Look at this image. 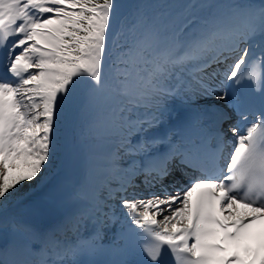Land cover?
Instances as JSON below:
<instances>
[{"label": "snow or ice", "instance_id": "6c2138e0", "mask_svg": "<svg viewBox=\"0 0 264 264\" xmlns=\"http://www.w3.org/2000/svg\"><path fill=\"white\" fill-rule=\"evenodd\" d=\"M158 7L0 0V205L47 180L78 111L114 138L103 199L66 221L75 239L13 223L40 244L13 243L0 264H81L101 251L119 257L110 264H264V0ZM202 102L207 126L187 115ZM139 176L159 189L140 195ZM86 219L95 226L82 235ZM116 220L105 249L100 226Z\"/></svg>", "mask_w": 264, "mask_h": 264}, {"label": "bare ground", "instance_id": "6f19581e", "mask_svg": "<svg viewBox=\"0 0 264 264\" xmlns=\"http://www.w3.org/2000/svg\"><path fill=\"white\" fill-rule=\"evenodd\" d=\"M118 2L121 4L120 0H118ZM211 2L223 3L226 2V0H211ZM188 4L189 3H187L186 1H184V3L179 2L178 9H173L174 14L183 13L184 6ZM213 101H211V103H214ZM197 108L198 105H192V111L195 115L201 114V111ZM81 113H83L84 115V121L81 125L82 134L84 136L83 140H86L87 146L89 147V149L82 155V164L88 167L87 173L89 175H94L96 171L95 166H97L96 161L102 162L99 157L103 158V156L109 151L108 146L112 144V140L114 138L107 136L103 132H95L90 130L89 122L91 119V115L87 109L78 111L73 115L79 116V114ZM224 127H226L227 131L228 125H224ZM228 137L231 138V133H228ZM62 163L63 162L61 161V164L56 168L58 172H61L63 170L61 167ZM80 173L78 175H80ZM69 178L70 175H67L64 171L59 174L54 173L50 176H47V180L43 184H40L38 182H34L31 184L26 183L20 187L19 192L16 195L11 197L3 205H0V242L5 239H9L12 245L13 243H15L21 250V252H23L24 242H20V238H18V236L13 231L12 224L16 223L27 225L36 232L39 228V223L47 215L56 212L54 211L55 205H59V208H62L63 205L67 206L68 201L69 203H73L74 201L72 200L70 191L67 188L70 184ZM176 178L178 181L176 187H180V184L185 183V181L183 179H180L178 175ZM169 179L171 180V178ZM136 183L139 185V189L137 190V192L140 195L147 194L149 189H142L145 188V185L143 184V179L141 177L136 178ZM170 183L171 182H168L167 185H169ZM52 185L53 188H50V191L48 192L47 186L52 187ZM158 189L159 185H157L154 191H157ZM37 193H40V195L36 196ZM241 211H244V209H241ZM22 216L29 217L30 220L28 221L27 219H22ZM40 233L46 232H43V230H41ZM28 239H30V237L27 239L25 238L24 240ZM4 257H7L9 259L12 258L10 252ZM23 257L35 259L37 261L40 260V255H29L26 252L23 253Z\"/></svg>", "mask_w": 264, "mask_h": 264}, {"label": "rangeland", "instance_id": "374dc122", "mask_svg": "<svg viewBox=\"0 0 264 264\" xmlns=\"http://www.w3.org/2000/svg\"><path fill=\"white\" fill-rule=\"evenodd\" d=\"M120 1H121V5L125 13L128 15H131L134 12L133 8H136L139 0H120ZM180 1L184 2V0H180ZM203 2H206V0L199 1V3H203ZM167 3L168 2H163L162 4H167ZM168 4H171V3L169 2ZM159 11L160 9L154 12V14ZM83 121H84L83 113L79 114V116L72 115L67 119V122L61 132L62 148L56 158L57 159L56 166L53 167L51 165L50 171L47 173V176H50L54 173L59 174L64 171L66 172L67 175H70V176L73 173L78 174L80 172L79 159L82 157L84 152L89 149V147L87 146L86 140L85 141L83 140L84 136L82 134V129H81V125ZM61 161L63 162L61 165L63 170L61 172H58L56 168L61 164ZM50 188H53V185L52 187L47 186L48 192L50 191ZM39 195L40 193L36 194V196H39Z\"/></svg>", "mask_w": 264, "mask_h": 264}, {"label": "water", "instance_id": "95a60500", "mask_svg": "<svg viewBox=\"0 0 264 264\" xmlns=\"http://www.w3.org/2000/svg\"><path fill=\"white\" fill-rule=\"evenodd\" d=\"M56 221V217L54 215H50L48 217H46L42 222L41 225L45 228H48L50 226H52Z\"/></svg>", "mask_w": 264, "mask_h": 264}, {"label": "trees", "instance_id": "16d2710c", "mask_svg": "<svg viewBox=\"0 0 264 264\" xmlns=\"http://www.w3.org/2000/svg\"><path fill=\"white\" fill-rule=\"evenodd\" d=\"M56 165V160L54 161V163L52 164V166H55Z\"/></svg>", "mask_w": 264, "mask_h": 264}]
</instances>
